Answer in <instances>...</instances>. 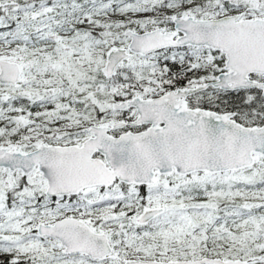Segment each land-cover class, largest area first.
<instances>
[{"label": "snow or ice", "instance_id": "obj_1", "mask_svg": "<svg viewBox=\"0 0 264 264\" xmlns=\"http://www.w3.org/2000/svg\"><path fill=\"white\" fill-rule=\"evenodd\" d=\"M0 264H264V0H0Z\"/></svg>", "mask_w": 264, "mask_h": 264}]
</instances>
